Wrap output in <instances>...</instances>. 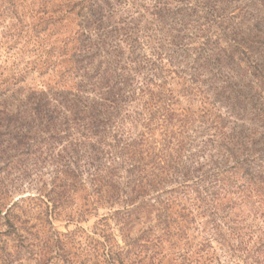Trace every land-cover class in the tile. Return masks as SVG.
<instances>
[{"label": "trees", "instance_id": "obj_1", "mask_svg": "<svg viewBox=\"0 0 264 264\" xmlns=\"http://www.w3.org/2000/svg\"><path fill=\"white\" fill-rule=\"evenodd\" d=\"M102 1L0 0L14 60L0 96L28 68L50 76L33 110L48 114L49 148L63 146L57 202L80 197L81 216L123 208V247L109 218L95 224L104 264H264V31L214 36L183 18L179 39L155 27L136 37L99 23L113 6ZM243 1L238 15L264 21V0ZM72 16L78 29L52 41Z\"/></svg>", "mask_w": 264, "mask_h": 264}, {"label": "rangeland", "instance_id": "obj_2", "mask_svg": "<svg viewBox=\"0 0 264 264\" xmlns=\"http://www.w3.org/2000/svg\"><path fill=\"white\" fill-rule=\"evenodd\" d=\"M97 1L104 5V1ZM241 1L111 0L113 6L105 7L99 23L108 29L127 27L136 37L155 27L179 39L186 31L175 20L183 18L208 21L214 36L222 29L233 31L243 23L264 31L261 18L238 15L234 8ZM71 18L70 25L62 24L52 41L60 37V32L64 38L65 31L78 29L81 19ZM30 23L28 17V53L24 61L34 59L31 55L35 37H30ZM88 23L95 31L97 23ZM6 31V23H1L0 38ZM125 53L127 56L126 50ZM8 58L6 47H0V74L5 75L14 65V60ZM49 78L48 74L41 76L28 68L25 81L0 96V264H104L96 242L99 237L94 234L95 224L109 218L114 239L123 247L117 215L113 216L114 211L123 208L100 207L81 216L84 200L80 197L74 196L63 204L57 202L61 196L55 185L61 174L56 155L63 146L49 148L48 114L33 110L39 101L38 93L44 89L43 82Z\"/></svg>", "mask_w": 264, "mask_h": 264}]
</instances>
